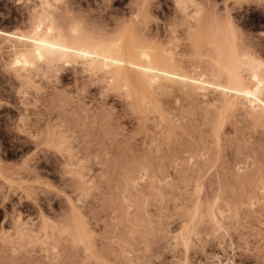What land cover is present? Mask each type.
Returning a JSON list of instances; mask_svg holds the SVG:
<instances>
[{
	"label": "rangeland",
	"instance_id": "1",
	"mask_svg": "<svg viewBox=\"0 0 264 264\" xmlns=\"http://www.w3.org/2000/svg\"><path fill=\"white\" fill-rule=\"evenodd\" d=\"M40 1L0 0V29L28 31ZM50 1L65 28L128 24L185 61L196 18L230 23L264 62V0ZM3 46L0 264H264V126L244 109L219 124L214 95L174 90L156 111L79 65L18 74Z\"/></svg>",
	"mask_w": 264,
	"mask_h": 264
},
{
	"label": "bare ground",
	"instance_id": "2",
	"mask_svg": "<svg viewBox=\"0 0 264 264\" xmlns=\"http://www.w3.org/2000/svg\"><path fill=\"white\" fill-rule=\"evenodd\" d=\"M40 2L28 31L0 29V46L7 50L14 72L26 76L41 64L58 68L79 65L82 71L107 82L109 90L122 92L139 106L161 111L158 96L174 90L207 100L214 95L208 102L216 108L219 124L230 112L244 109L252 122L264 126V62L242 49L230 23L207 27L196 18V25L188 30L191 58L185 61L187 55L175 51L176 40L165 44L167 47L128 24L108 38L97 32L94 35L78 23L65 28L57 22L52 1ZM204 59L209 66L201 65Z\"/></svg>",
	"mask_w": 264,
	"mask_h": 264
}]
</instances>
